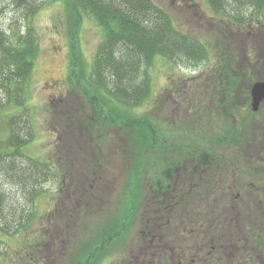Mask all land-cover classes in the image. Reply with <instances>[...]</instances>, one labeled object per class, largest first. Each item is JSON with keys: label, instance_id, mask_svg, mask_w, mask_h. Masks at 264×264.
Listing matches in <instances>:
<instances>
[{"label": "trees", "instance_id": "trees-1", "mask_svg": "<svg viewBox=\"0 0 264 264\" xmlns=\"http://www.w3.org/2000/svg\"><path fill=\"white\" fill-rule=\"evenodd\" d=\"M62 1L68 11L72 40L78 31L76 21L84 13L102 30L89 72L84 74L79 69L84 82L73 77L75 59L68 75L70 86L79 90L85 106L91 110L79 108L71 95L51 99L49 106H58V117L54 112L50 118V122L52 118L57 121V166L55 163L52 170L51 159L39 160L22 154L20 148L33 138L25 102L39 51L38 40L30 24L18 32L13 28L10 32L0 30V177L4 181L0 182V215L1 210L8 211V219L0 221V232L12 235L26 231L35 216V211H31L10 219L22 204L13 196L11 199L4 183L13 182L16 190L31 193L33 200L40 192L36 189L38 185L61 173L66 177V185L60 186L59 193L63 192V196L59 194L46 215L53 226L42 235L45 245L50 244L53 236L56 245L62 244L61 264H99L107 255L108 240L127 229L136 207L129 200L120 222L105 223L103 238H96L90 222L103 207L102 193L107 183L87 143L92 137L89 139L86 132L92 136L93 121L100 119L126 129L134 128L136 132L143 130L146 141V132L139 127L143 124L145 128L149 119L132 114L151 92L148 67L154 56L195 65L214 52L213 68L191 80L199 79L202 88H208L206 100H199L204 93L201 90L197 104L192 100L186 102L191 106L193 119L206 114L200 121L204 127L192 122V130L188 132L194 136L193 149L183 155V161L198 156L196 180L185 186L182 181L177 192H168L170 197L157 183L149 195L153 200L146 199L148 203L143 207L135 243L128 249L137 264H264V156L261 158L264 109L253 112L249 98L252 83L264 79V0H206L216 16L209 19V25L211 20L214 24L215 50L198 35L176 28L170 14L153 0ZM16 2L24 4L23 16L27 21L39 7L34 0ZM70 55L78 56L76 41H70ZM175 100L185 103L178 98L172 102ZM263 104L264 100L260 105ZM16 108L19 110L13 111ZM82 117L85 120L79 121ZM150 133L151 148L166 144L156 128L152 127ZM204 140L209 145H204ZM82 143L85 152H81ZM82 153V158L88 154L86 161L78 160ZM18 156L25 158L23 163H19ZM182 164L186 163L179 165ZM135 170L132 179L137 181ZM216 170L223 173L217 174ZM234 170L239 174V170L255 174L245 185H239L237 196L231 188L242 179L233 182ZM173 181L174 186H170L175 189ZM131 186L134 184H128ZM57 227L62 231L52 233ZM225 247L235 251L234 256ZM34 260L31 256L24 257L23 264H34Z\"/></svg>", "mask_w": 264, "mask_h": 264}, {"label": "rangeland", "instance_id": "rangeland-1", "mask_svg": "<svg viewBox=\"0 0 264 264\" xmlns=\"http://www.w3.org/2000/svg\"><path fill=\"white\" fill-rule=\"evenodd\" d=\"M34 1L39 4V7L33 17L27 21L25 16H23L25 7L22 2L0 0V30L10 32L11 28H13L18 32L22 31L27 24L32 25L35 29L39 51L35 56L25 102L26 114L33 132V138L22 146L19 151L35 159H51V168L53 170L56 163L55 160H57L56 153L58 154L59 151L57 150L55 129L57 121L52 118V122H50V118L52 114L54 115V112H56L55 115L57 116L58 106L56 105L54 108L52 105L50 107L49 102L54 98L71 95L72 98L77 100L79 108H86L87 111L91 110L90 106L89 108L85 106L79 90H75L70 86L68 75L72 72L73 59H75L76 65L73 77L79 78V80L82 79V82H84L79 69H83L84 74L89 72L93 61V53H95L97 44L102 38V30L92 17L84 13L81 15L80 20L76 21L78 23V31L72 40L68 25V11L63 1ZM153 1L170 14L174 25L180 31L196 34L199 38L208 42L211 45L210 48L214 46L215 33L214 29H212L214 24L212 23L213 20H211V25H209V19L216 16L206 0ZM12 40L14 41V37ZM70 41H76L78 58L70 55ZM212 49L215 50V48ZM214 57V52H210L208 58L201 63L190 65L172 62L161 55L154 56L148 67L151 78V92L145 101L142 102V105L134 110L135 113L132 114L139 117L146 116L149 119L145 128L143 124L139 127L145 130L146 141L144 140L143 130H139L137 133L134 128L128 127L126 129L121 126L120 128L117 124L100 121V119L93 121L91 127L92 136L86 132L89 139L92 137L91 141L87 140V143L91 145L93 149L92 155L98 164L99 172L107 183L102 193L103 207L100 211H97L99 213L92 216L90 222L91 226L96 230L94 231L96 238H103L105 223L110 221L115 224L119 221L129 200L134 201L136 207L133 209L127 229L117 237H113L110 241L108 240L106 244L107 255L99 264H137L134 254L129 253L128 248L132 246V242L135 243L134 239L140 226L141 218L144 215L143 207L148 203L146 199L150 200L152 198L149 195L154 192L153 188L160 184L163 186L161 187L163 192L170 197L168 192H177V188L182 186V181L185 186L189 182L196 180L198 167L195 161L198 156L192 158L193 160L185 159L183 161L185 158L183 155L190 154L193 149L191 143L194 144V136L191 132H188L192 130V122L196 126H203L200 121L201 118L206 117V114H201L199 119L197 117L193 119L191 106H188L186 102L192 100L196 103L197 98L201 95V90H204V93L199 100L203 101L202 98H205L209 93L208 88H202L204 86L201 84L202 81L197 79L198 81L191 82V80L199 74L209 72L210 68L214 66ZM174 98H178L181 102L182 99L183 101L185 100L184 105L178 101L176 102V100L172 102ZM175 103L177 105L174 109L173 105ZM204 104L206 105L207 101ZM258 108L263 110L264 104ZM12 109H8L9 112ZM18 110L19 108H16L13 111ZM76 112H79V109ZM81 120L84 121L85 119L82 117L79 121ZM152 127L160 131V134L166 140V144L163 147L158 149L151 148L152 134L150 130ZM197 129H200V127ZM198 133V135H202L201 131H198ZM73 138L75 140L76 136ZM83 142L85 143V140ZM206 142H203V144H208ZM84 143H82L81 152H85L86 146ZM262 143H264V138ZM200 150H204L202 146ZM87 155L84 154L82 158L83 153L79 154L78 160L86 161ZM263 156L264 150L261 158ZM24 159L23 156H18L19 163H23ZM182 162L186 164L179 165ZM60 166L63 167L64 165L61 163ZM135 169L137 170L136 174H138L136 175L137 181L132 179ZM212 171L214 172V166ZM216 171L217 174L223 173L222 171L219 172L220 170ZM239 171L240 174L237 170H234L235 178L232 176L233 182L236 178L242 179L231 188L233 195L236 196L241 189L239 185L243 186L247 180H252V175L255 178L253 173ZM227 177H229V174ZM173 179L175 189L170 186H174L172 183ZM189 179L192 180L190 181ZM1 180L2 178L0 177V182ZM65 180L66 177L64 178L61 173L49 176L46 182L37 186L36 189L40 192L33 200H30L31 193L24 190L19 191V188L16 190L14 184H12L13 182L4 183L8 188L11 199L14 197L18 203L22 204V213L27 214L35 211V216L26 231L12 235H3L0 232V264H23L24 257L37 258L40 255L46 256L41 260L39 259V262L61 264L60 262L64 259L58 252L63 251L62 244L53 245V247L49 244L45 245L46 240L42 235L46 231H50V227L52 228L53 226L46 215L53 208L59 194L63 196V192H59L60 186L66 185ZM3 182L2 180L1 183ZM128 184H134V186L128 187ZM60 231H62L61 227H57L52 230V233H59ZM189 232V230H185L186 234H189ZM36 244L37 247L34 250ZM39 245L40 251H38ZM43 246L46 247L44 249L45 252H47L48 248L53 251L54 259L52 258V261L48 258V256L52 255H47L43 251ZM225 249L230 256H234L233 253L235 251H230V248L227 247Z\"/></svg>", "mask_w": 264, "mask_h": 264}, {"label": "flooded vegetation", "instance_id": "flooded-vegetation-1", "mask_svg": "<svg viewBox=\"0 0 264 264\" xmlns=\"http://www.w3.org/2000/svg\"><path fill=\"white\" fill-rule=\"evenodd\" d=\"M174 182V181H173ZM17 209H18V211H17V213H15V215L13 214L12 216H10V219H18L21 215H22V210H23V207H22V205H19V206H17ZM7 214H8V211L7 210H5V211H2L1 210V215H0V221L1 222H3V221H5V220H7L8 219V217H7ZM2 225H3V223H1ZM56 238L54 239V236L51 238V241H50V244L49 245H51L52 247H53V245L55 246L56 245ZM36 247H37V244L34 246V250L36 249ZM44 249H46V247L45 246H43V251L45 252V250ZM57 249V248H56ZM48 251L47 252H45V253H47V255H52V256H48V258H49V260L50 261H52V258L54 259V256H53V254H52V252L53 251H51V248H48L47 249ZM38 251H40V245H39V247H38ZM58 254H59V252H58ZM45 256L46 255H40V256H37V258L36 257H34V264H46V263H42V262H39L38 260L40 259H42L43 257L45 258ZM49 264V263H48Z\"/></svg>", "mask_w": 264, "mask_h": 264}, {"label": "water", "instance_id": "water-1", "mask_svg": "<svg viewBox=\"0 0 264 264\" xmlns=\"http://www.w3.org/2000/svg\"><path fill=\"white\" fill-rule=\"evenodd\" d=\"M250 108L253 112L258 110L260 103L264 100V80H257L250 87Z\"/></svg>", "mask_w": 264, "mask_h": 264}]
</instances>
